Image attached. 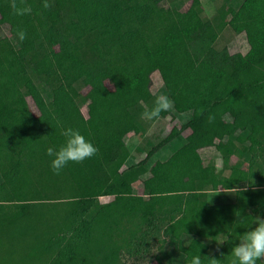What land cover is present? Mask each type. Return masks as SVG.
Masks as SVG:
<instances>
[{
    "label": "trees",
    "instance_id": "trees-1",
    "mask_svg": "<svg viewBox=\"0 0 264 264\" xmlns=\"http://www.w3.org/2000/svg\"><path fill=\"white\" fill-rule=\"evenodd\" d=\"M173 1L193 0H0V26L33 41L0 36V264H127L159 223L183 256L230 264L236 241L220 234L264 218V0H219L210 18ZM236 36L259 53L252 64L230 53ZM154 73L177 90L149 121ZM36 94L43 121L28 105ZM123 120L132 136L115 144ZM61 127L98 152L56 174L46 148L63 145ZM211 150L217 160L202 157Z\"/></svg>",
    "mask_w": 264,
    "mask_h": 264
},
{
    "label": "rangeland",
    "instance_id": "rangeland-1",
    "mask_svg": "<svg viewBox=\"0 0 264 264\" xmlns=\"http://www.w3.org/2000/svg\"><path fill=\"white\" fill-rule=\"evenodd\" d=\"M231 2L236 7L238 6L240 0H231ZM219 4V0H203L202 2L199 0H193L190 2L173 1L166 3V5L170 8L185 11L191 18L196 17L198 9L200 10L199 12H201L205 17L210 18L215 14ZM22 19L24 24L28 23L30 20V18L27 16H24ZM21 30L25 33V39L23 41L18 39L17 34L15 35V38H12L8 32V29L4 26H0V36L8 37L13 40L15 48L21 44L24 46L33 45V41L29 32L25 28ZM248 49L249 48L246 46L242 36L233 37L229 42L230 53L237 55L242 63L246 65L252 64L259 56V53L255 49ZM152 82V91L156 94L166 93L170 96H173L177 90L175 84H172L167 88L163 87L159 75L155 73L152 75ZM201 101L202 98L198 97L195 100V103L199 105ZM28 105L39 121H43L49 117V112L42 95L36 94L33 98L28 99ZM188 118L189 117L186 115L177 116L175 123L170 125L168 130L172 129L174 125L177 128L178 125L185 123ZM121 125L123 127V131L117 137L115 144L121 140L128 141L130 140L129 137L132 136V127L130 123L123 120L121 121ZM187 134L188 131L184 132L182 136L185 137ZM50 140L52 143H57L59 141V137L54 133L50 135ZM171 146L172 148L174 147V145H167L164 149H162L159 152L157 159H167L171 152ZM201 155L204 158H218L217 154L214 153L213 150H211L209 153H201ZM125 192L131 196L133 202H139L141 200V197L136 194L135 189H132L131 186L126 185ZM108 199L109 198H102L101 202L105 203L108 201ZM162 227H164V225L159 223V226L147 237L145 240L146 242L143 245L137 247L133 246L129 249L130 254H128L129 260L127 264H182L184 257L188 258L189 260L191 259L192 255L187 254L183 256L181 253L177 252V243L175 241L164 240L162 236ZM242 230L243 229L240 227V233L243 232ZM135 249H140L139 253L134 252ZM157 258L160 259V262L157 260Z\"/></svg>",
    "mask_w": 264,
    "mask_h": 264
},
{
    "label": "clouds",
    "instance_id": "clouds-1",
    "mask_svg": "<svg viewBox=\"0 0 264 264\" xmlns=\"http://www.w3.org/2000/svg\"><path fill=\"white\" fill-rule=\"evenodd\" d=\"M44 7H48L47 2L44 3ZM30 11V8H24L19 10L18 14ZM17 37L23 41L25 33L22 30L18 31ZM174 103L168 95L161 94L156 97L153 106L142 113V116L149 121L157 119L162 112L173 110ZM60 134L64 137L63 145L58 148L56 146L46 148V155L50 158V167L56 174H59L69 163L83 162L98 152V148L92 141L72 127H61ZM242 223H244V217L239 219V224ZM236 228H231L227 234L224 232L220 234V244L229 242V238L236 241L231 249L230 264H258V260L264 258V218L257 216L255 226L243 234L236 233L234 231ZM201 257L199 254L194 255L187 261V264H202ZM212 260L216 261V259Z\"/></svg>",
    "mask_w": 264,
    "mask_h": 264
}]
</instances>
